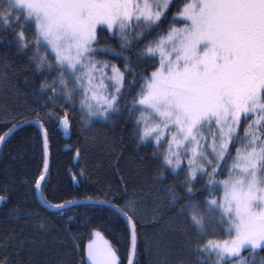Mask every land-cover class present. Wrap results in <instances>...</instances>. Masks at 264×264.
<instances>
[{
    "label": "snow or ice",
    "instance_id": "obj_1",
    "mask_svg": "<svg viewBox=\"0 0 264 264\" xmlns=\"http://www.w3.org/2000/svg\"><path fill=\"white\" fill-rule=\"evenodd\" d=\"M14 22L16 51L31 49L34 74L55 73L32 90L35 106L17 111L0 134V147L33 126L40 137L43 166L29 182L30 209L17 217L43 227L79 208L106 210L108 221L124 225L127 264H139L140 193L129 196L125 186L118 200L111 188L66 198L51 186L49 171L54 130L67 135L76 123L91 130L122 118L137 150L151 149L155 167L147 180L166 193L164 210L186 237L189 257L175 260L144 237L158 264H193L192 253L195 264H250L245 250L253 257L264 251V0H7L0 23ZM104 36L116 45L102 43ZM7 67L0 57L5 77ZM79 175L77 183L87 181L83 170ZM83 255L82 264H123L98 229Z\"/></svg>",
    "mask_w": 264,
    "mask_h": 264
},
{
    "label": "trees",
    "instance_id": "obj_2",
    "mask_svg": "<svg viewBox=\"0 0 264 264\" xmlns=\"http://www.w3.org/2000/svg\"><path fill=\"white\" fill-rule=\"evenodd\" d=\"M179 3L180 0H177ZM6 5L7 0H0V10L5 9ZM13 28H19V22H14L10 28L0 23V57H6L8 62L6 77L4 69L0 68V134L11 127L9 121L12 115L35 106L32 90L38 88L46 77L51 80L55 74H34V66L29 67L27 60L32 51L30 49L27 54L16 51ZM102 43L116 45L117 41L104 36ZM99 58L121 64L120 60L112 56ZM134 66L145 71L151 70L145 65ZM130 129V123H125L122 118H114L103 125L95 124L91 130L76 123L69 136L62 130H54L50 136L51 186L66 198L83 199L86 195L95 196L100 190L111 188L118 200L125 186L129 196L133 192L140 193L143 216L138 226L141 235L137 256L139 264H158L155 248L149 250L145 247L144 237L161 245L171 253L173 260L188 258L186 237L173 228V213L164 210L166 193L147 180L155 167L151 149L141 145L137 150ZM42 166L40 137L35 126L9 137V142L0 150V195L8 197L6 201L0 202V261L7 258L8 264H33L36 260L47 261L48 264H82L84 246L91 238L93 229H98L118 249L123 264H127L128 237L124 225L118 221H108L106 210L79 208L68 212L63 219L53 216L44 220L43 227L40 226L41 220L25 221L14 214L19 212L22 215L30 209L29 182L38 175ZM81 170L87 175V181L77 183L82 180L79 175ZM72 174H76V181L72 179ZM172 180L169 174L167 183L171 184ZM157 204L160 205L159 212L156 211ZM68 216L74 217L70 224L67 222ZM183 227L188 231L187 225ZM68 231L75 239L77 248H73ZM10 236H15V239H10ZM197 255H190L193 264ZM243 255H248L247 259L251 257L253 264H261L264 260V251L260 250L256 251L254 257L247 251ZM205 259L214 260L212 256ZM233 262L229 261L228 264Z\"/></svg>",
    "mask_w": 264,
    "mask_h": 264
},
{
    "label": "rangeland",
    "instance_id": "obj_3",
    "mask_svg": "<svg viewBox=\"0 0 264 264\" xmlns=\"http://www.w3.org/2000/svg\"><path fill=\"white\" fill-rule=\"evenodd\" d=\"M179 19H182V18H179ZM205 134H207V132H206ZM105 238H106V237H105ZM106 239H107V238H106ZM245 251H247V250H245ZM245 251H244V252H245ZM244 252H243V254H244ZM247 252H248V251H247ZM251 256H252V255H251ZM212 257L214 258V260L216 259V257H215L214 255H213ZM245 257L247 258L248 255L245 256ZM250 259H251V260H250ZM248 260L250 261V264H253V263H252V258H251V257H249ZM232 264H235V261H234Z\"/></svg>",
    "mask_w": 264,
    "mask_h": 264
},
{
    "label": "water",
    "instance_id": "obj_4",
    "mask_svg": "<svg viewBox=\"0 0 264 264\" xmlns=\"http://www.w3.org/2000/svg\"><path fill=\"white\" fill-rule=\"evenodd\" d=\"M67 136H69V134H67ZM2 147H0V150H1ZM49 163H50V156H49Z\"/></svg>",
    "mask_w": 264,
    "mask_h": 264
}]
</instances>
